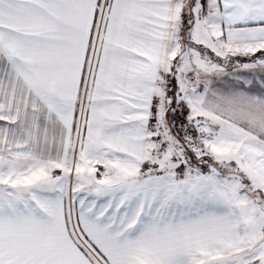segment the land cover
Returning a JSON list of instances; mask_svg holds the SVG:
<instances>
[{
	"label": "snow or ice",
	"instance_id": "6c2138e0",
	"mask_svg": "<svg viewBox=\"0 0 264 264\" xmlns=\"http://www.w3.org/2000/svg\"><path fill=\"white\" fill-rule=\"evenodd\" d=\"M0 264H264V0H0Z\"/></svg>",
	"mask_w": 264,
	"mask_h": 264
}]
</instances>
